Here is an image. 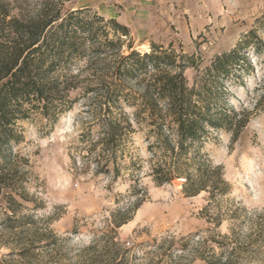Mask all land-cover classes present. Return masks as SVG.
Instances as JSON below:
<instances>
[{"label": "rangeland", "instance_id": "rangeland-1", "mask_svg": "<svg viewBox=\"0 0 264 264\" xmlns=\"http://www.w3.org/2000/svg\"><path fill=\"white\" fill-rule=\"evenodd\" d=\"M0 2L21 18L34 16L42 8H85L98 29L95 39L86 42V54L70 62L73 71L92 72L103 66L91 62L95 53L90 40L103 39L100 25L109 19L128 29L124 36L104 25L109 38H115L114 34L121 38V51L127 52L130 44L148 52L153 43L176 54L192 55L198 68L185 69L189 85L216 55L238 44L251 62L242 83L226 81L228 91L223 94L236 110L244 109L246 119L239 134L233 138L230 131L210 130L200 148L229 184L226 194L210 201L204 191L186 195L182 178L155 184L152 168L159 152L150 147L154 135L145 120L133 122L135 131L115 163L106 161L101 145L91 143L97 131L86 139L80 136L96 117L97 101L91 93L79 97L51 128L43 127L40 120L18 122L22 140L13 145L12 157L25 176L22 188L29 200L22 203L18 216H31L33 223L23 227L20 222L9 223L0 195V257L18 247L22 234L14 233L27 227L51 230L55 236V243L36 249V264H83L92 253L107 259L113 242L130 249L129 264H167L168 257L160 262L163 252L190 258L198 241L215 233L229 237L222 249L225 254L236 247L232 264H264V104H259L264 89V0ZM93 15L104 21L98 22ZM124 110L133 119L135 107L125 104ZM114 166L119 168L117 174ZM165 239L184 243V249L176 245L170 251ZM208 241L220 250L217 242ZM7 260L21 262L18 256Z\"/></svg>", "mask_w": 264, "mask_h": 264}, {"label": "trees", "instance_id": "trees-1", "mask_svg": "<svg viewBox=\"0 0 264 264\" xmlns=\"http://www.w3.org/2000/svg\"><path fill=\"white\" fill-rule=\"evenodd\" d=\"M86 13L85 8L57 6L21 18L0 2V195L9 211L5 212L6 220L20 222L21 227L32 222L31 216H18L22 203L29 202L22 188L25 176L12 157L13 145L22 140L18 122L40 120L43 127L51 128L61 113L90 93L97 101L96 117L80 136L86 139L91 131H97L91 143L101 145L106 161L115 163L135 131L133 122L145 120L154 135L150 147L159 152L152 168L156 185L182 178V190L188 196L204 191L210 201L226 194L229 184L220 167L212 166L200 148L210 130H227L236 138L245 123L244 109L236 110L223 98L228 91L226 81L242 83L244 71L251 67L242 44L216 55L203 69V75L189 85L185 69L198 68L192 55L176 54L169 47L153 43L148 52H140L130 44L127 52L121 51V38L116 34L109 38L104 25L124 36L128 29L109 19L100 25L103 39L97 43L90 40L95 53L91 62L103 66L92 72L73 71L70 62L86 54V42L95 39L98 29ZM93 19L104 21L96 15ZM125 104L135 107L133 119L124 110ZM259 104H264V89ZM113 171L117 174L119 168L114 166ZM12 226L11 237L22 234V240L16 241L17 248L0 257V264H10L7 259L13 256L19 257L18 264H36V249L55 243L51 230L38 232L26 227L14 233ZM215 234L218 238L213 235L199 240L190 258L163 252L160 262L168 257L167 264H232L236 247L225 254L222 249L229 237ZM208 240L217 242L220 250L216 251ZM164 242H168L170 251L176 245L183 250L185 245L175 244L174 239ZM130 252L113 242L107 259L92 253L82 263L129 264Z\"/></svg>", "mask_w": 264, "mask_h": 264}]
</instances>
